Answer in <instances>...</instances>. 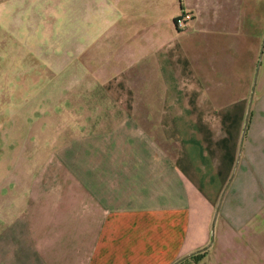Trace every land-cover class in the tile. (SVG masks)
Segmentation results:
<instances>
[{
  "label": "crops",
  "instance_id": "obj_1",
  "mask_svg": "<svg viewBox=\"0 0 264 264\" xmlns=\"http://www.w3.org/2000/svg\"><path fill=\"white\" fill-rule=\"evenodd\" d=\"M68 6L9 129L0 264H264V0Z\"/></svg>",
  "mask_w": 264,
  "mask_h": 264
},
{
  "label": "rangeland",
  "instance_id": "obj_2",
  "mask_svg": "<svg viewBox=\"0 0 264 264\" xmlns=\"http://www.w3.org/2000/svg\"><path fill=\"white\" fill-rule=\"evenodd\" d=\"M69 1L0 0L1 179L9 176V157L15 154L9 143V129L20 131L38 122L35 116L39 103L23 102V98L32 95L38 98L39 85L44 78L46 81L50 78L35 54L38 40L47 45L53 40L59 42L61 34L67 33L69 26L65 29L62 18L68 16ZM8 185L0 182L3 197Z\"/></svg>",
  "mask_w": 264,
  "mask_h": 264
},
{
  "label": "built area",
  "instance_id": "obj_3",
  "mask_svg": "<svg viewBox=\"0 0 264 264\" xmlns=\"http://www.w3.org/2000/svg\"><path fill=\"white\" fill-rule=\"evenodd\" d=\"M175 25L177 26V28H184L185 25H186V22H185V18L184 16H179L175 19Z\"/></svg>",
  "mask_w": 264,
  "mask_h": 264
},
{
  "label": "trees",
  "instance_id": "obj_4",
  "mask_svg": "<svg viewBox=\"0 0 264 264\" xmlns=\"http://www.w3.org/2000/svg\"><path fill=\"white\" fill-rule=\"evenodd\" d=\"M204 253V249L202 250H198L196 252H193L192 254H190L189 256L193 259V260H197L200 256H202Z\"/></svg>",
  "mask_w": 264,
  "mask_h": 264
}]
</instances>
